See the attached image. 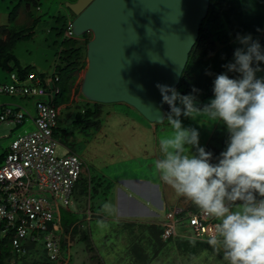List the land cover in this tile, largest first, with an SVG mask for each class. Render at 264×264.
I'll use <instances>...</instances> for the list:
<instances>
[{
  "label": "rangeland",
  "instance_id": "1",
  "mask_svg": "<svg viewBox=\"0 0 264 264\" xmlns=\"http://www.w3.org/2000/svg\"><path fill=\"white\" fill-rule=\"evenodd\" d=\"M35 1L36 6L32 3L27 5L23 0H0V27H7L13 33H24L25 36L29 33L32 34L30 39H25L24 37L22 40L17 41L12 49V54L20 68L31 67L37 79L43 76L42 82L44 85L47 88H53V79L61 78L64 83L66 73L70 74L69 68L65 69L67 65L64 62V58H61V52L66 51L70 43L79 38H74L72 35L67 38L66 33L63 36L58 35L59 30L65 27L64 20L68 19L67 10L63 6V3H66L64 0ZM253 3L258 5L260 10H252L254 8ZM16 5H20V7L14 12L15 20L9 21L8 17L12 14ZM257 29H260V31H257ZM217 30L222 31L220 45L229 50V63H234L235 50L244 47L237 40L238 35L246 36L251 34L253 40L259 42L264 38V0H228L220 12ZM261 63L260 67L264 69V62ZM7 67L13 68L12 72L16 73L17 70L14 63H10ZM227 74L230 78H239L238 73L228 72ZM82 75L83 73L80 75L81 79ZM256 75L258 78L264 77V71L258 72ZM8 78L10 80V75L0 70V85H5L4 83L8 81ZM24 86L35 87L36 84L31 80H26ZM177 91L179 90L177 89ZM212 98L204 101L202 105L209 103ZM26 99V102L21 100L24 104L18 106L22 110H25V107L32 110L34 106L35 110L36 98ZM79 100L80 103L75 104L78 109L72 110V113L76 112L71 117L73 120H66V113L62 110L58 117L60 126H58V131L54 132V138L57 142L56 157L63 159L68 155L74 154L84 164L81 175L82 181L78 182L72 196L74 205L66 209L69 214L61 211L63 218L61 220L63 222L67 220L70 225L79 224L75 230L70 229L68 232L70 246L67 248V255L63 256L64 261H67L68 257L67 264H89L91 261L92 264H140L133 255L134 247L143 252L141 254V257H143L141 264H203L202 262H210L211 264V262L214 263L218 260L219 264H227L223 258V250L221 249L217 252L208 243L203 245L208 250L200 254V261H193L189 254L177 252L176 246L182 245L183 239L181 237H176L164 245L160 244L161 246L154 245L155 242L153 240L145 238L146 230L144 233L142 230L140 232L127 233L128 237L120 239L119 230H111L112 227L115 229V224L103 225L99 222V179L101 182L103 181L102 177L99 176V170L104 171L103 173L107 176L125 171L127 177L144 179L146 177V166L150 163V160H145L144 162L142 155L140 157L137 155L139 151L132 158L129 154L130 151L125 150L123 144H120L117 140L118 138L122 140V136L125 135L131 136L130 133L132 132V130H126V127L122 126L125 125L123 122L128 123L126 120L129 118L128 116V118L125 117L128 111L124 112L125 107L123 105L96 104L101 115L99 117L98 114V117L93 118L91 122L94 123L88 126L80 118V112L81 109L82 111L89 110L94 112L95 104L84 101L81 96ZM77 114H79V117L75 119ZM131 116L133 117L134 114L131 113ZM181 119L185 127L197 128L200 133V146L204 147L206 151L213 153L217 150L221 152L226 150L229 133L225 125L222 123L209 125L204 118L193 120L182 116ZM167 125L166 122L165 126L168 128L169 125ZM15 128L14 125L0 123V165L12 142L17 137L25 135L26 131L31 132L32 126L21 129ZM170 133L171 128L169 126V130L167 129L165 134H158L157 139L160 140ZM131 134L133 135V133ZM134 151L133 149V153ZM147 151L149 152L150 149ZM192 151H195V149ZM213 155L218 156L217 154ZM189 205L193 206L191 203ZM80 212L84 214L80 215ZM88 217L89 221L87 220ZM99 230L113 236L112 239L116 247L119 248L114 250V252L116 251L115 253L109 249V243H106L107 247L105 249L99 246L100 243H104V240L99 238ZM178 232L181 233L180 236H183L185 229L179 228ZM83 233L88 236L87 241L82 240ZM185 244L188 247L192 245L190 243ZM195 246L192 245L191 248L195 249ZM129 247L131 249H128ZM28 249L29 252L25 256L14 254L12 256V264H47L40 244L36 248L32 246ZM172 249H174L173 253L170 252ZM209 250L215 251L217 259L215 258L214 260L211 256L209 257ZM208 257L211 261H208ZM145 261L147 263H144Z\"/></svg>",
  "mask_w": 264,
  "mask_h": 264
},
{
  "label": "clouds",
  "instance_id": "2",
  "mask_svg": "<svg viewBox=\"0 0 264 264\" xmlns=\"http://www.w3.org/2000/svg\"><path fill=\"white\" fill-rule=\"evenodd\" d=\"M237 40L244 47L235 50L234 63L224 66L227 71L215 77L214 98L203 107L192 94L199 92L196 88L182 95L174 87L157 85L170 109L162 121L171 133L159 140L162 155L154 167L179 196L217 221L207 243L223 250L227 264H264V77L256 75L264 71V48L251 34ZM182 116L226 126L229 139L217 162L200 146L197 128L185 127ZM190 243L194 246L196 240Z\"/></svg>",
  "mask_w": 264,
  "mask_h": 264
},
{
  "label": "water",
  "instance_id": "3",
  "mask_svg": "<svg viewBox=\"0 0 264 264\" xmlns=\"http://www.w3.org/2000/svg\"><path fill=\"white\" fill-rule=\"evenodd\" d=\"M74 38L91 34L80 95L162 125L158 84L177 88L210 0H76L63 4Z\"/></svg>",
  "mask_w": 264,
  "mask_h": 264
},
{
  "label": "built area",
  "instance_id": "4",
  "mask_svg": "<svg viewBox=\"0 0 264 264\" xmlns=\"http://www.w3.org/2000/svg\"><path fill=\"white\" fill-rule=\"evenodd\" d=\"M70 36L68 30L66 37ZM10 80L11 84L0 85V95L36 98V116L34 131L17 137L0 165V246L2 239L8 238L11 253L25 256L29 247L40 244L47 264H67L69 258L64 261L63 256L67 255L70 237L59 226L58 212L73 205L72 196L84 164L74 154L56 157L54 131L59 111L51 104L52 96L45 88L40 84L26 87L25 81L14 74ZM23 118L21 113L7 109L0 122L16 125ZM215 224L214 218L205 216L195 205L176 207L160 223V239L167 242L179 237L178 229L183 228L185 232L180 237L204 244L214 234ZM2 256L0 247V264Z\"/></svg>",
  "mask_w": 264,
  "mask_h": 264
},
{
  "label": "crops",
  "instance_id": "5",
  "mask_svg": "<svg viewBox=\"0 0 264 264\" xmlns=\"http://www.w3.org/2000/svg\"><path fill=\"white\" fill-rule=\"evenodd\" d=\"M252 5L254 6L252 10L253 9H256L257 11L260 10L258 5L254 3ZM258 15L260 14L258 13ZM81 73L77 75L74 84H72L70 80H67L63 83V80L60 78V82L58 83V85L53 81L52 84L53 88H47L46 85H44V83L42 82L43 76H40V78L37 79L33 70L30 74L34 76L31 81L34 82L35 84H40L42 87L45 88L46 92L52 96L51 103H53V101H56V104H58V102L64 99L62 95H59L58 97L55 96L56 93H53V90L55 88H59L61 90V93H62V89L64 90L69 89L68 102L64 104L59 103L58 107L56 108L59 111V116H60V112L64 110L66 113V120L69 119L73 120V118L71 117L76 112L72 113V110L73 109L77 110L78 107H76L75 104L80 103L79 99L81 95L79 90L82 81V79L80 78ZM9 83L10 80L8 78V81H6V83L4 84L7 85ZM21 100H25L23 102L27 101L26 98H21V97L16 98V97L0 95V112H1L0 114L3 115L4 111L7 109L13 110L14 113L24 114V118L22 122L14 126L17 129H21L23 127L29 128L30 126H32V129H30L31 132L26 131L24 134L32 133L34 131L33 120L36 116V112L34 110V106L32 107V110H30L27 107H25V110H22L18 106L24 104ZM123 106L125 107L124 112L128 111L125 117L128 116L129 118L128 117L127 118L129 121L126 120L128 123L123 122L125 125L122 126H125L126 130H132L131 133H133V135L130 133L131 136L125 135L122 136V140H120L121 138H118L117 140L119 141L120 144L121 143L123 144L125 150L131 152V153L129 152V154L131 155L132 158H134L136 155L135 153L139 151L137 152V155H139V157L142 155L143 161L145 162V160L147 161L150 160V163H148V165L146 166L147 168L145 172L146 177L144 179L127 177V173L125 171L123 172L120 171L113 175L107 176L103 173L104 171L99 170V176L102 177L103 179L102 182L99 179V222H101L103 225L112 224V223L115 224V229H113V227L112 229L111 228L110 229L112 231L118 229L120 232L119 235L120 239L128 237L129 235L127 233H131L134 231L140 232L141 230L144 233L146 230L148 232V237L146 232L145 238L149 240H153L155 242L154 245L161 246L164 245V243L160 239V223L164 220L167 212L176 207H184V206L192 207L189 204L191 203L192 205L193 203L187 198L183 196H179L171 186L163 182L159 178V175L154 167L155 161L161 158L162 155L160 151L159 140L157 139V135L165 134V131H167V129L169 130V126L167 125L168 128L165 126L166 121L162 125L149 124L141 116H139L133 109L125 105ZM80 113H82V109ZM131 113L134 114L133 117L131 116ZM78 117L79 114L75 116V119H78ZM58 126H60L59 118L57 119V128L54 131L55 133L58 131ZM133 149L135 150L134 153H133ZM148 149H150L149 152L147 151ZM220 153H221L220 150L213 152V154L218 155V156L213 155L214 158L213 162H215V159L219 157ZM61 211H64L65 213L69 214L68 210H63V209L59 210L58 218H59L60 228L64 231V233H68L70 229L75 230L79 224L73 225L67 228L66 230L64 229L61 220L63 219L61 216ZM79 214L83 215L84 213L80 212ZM101 231L102 230H99V238L104 240L105 245L104 243L102 244L100 243L99 246L105 249L107 247L106 243H109L108 247L109 249H111L112 252H114V250L116 249H119L116 247V244L112 239L113 236L112 235L110 236ZM182 239H183L181 243L182 245L176 246L177 252L181 254H189L192 257L193 261L194 260L200 261L199 260L200 254L201 253L203 254V252H207L208 248H206V246H201L203 244L198 245L197 243L195 252H193V254L187 253L185 252V246H186L185 243H190V242L185 240L184 238ZM150 244H152V242H150ZM128 249H131V247H129ZM173 251L174 249H172L170 252L173 253ZM142 253L143 252L140 249L133 247V255L140 264L143 262L142 261L143 257H141ZM209 254H210L209 257L211 256L212 258H214V260L215 258L217 259V257H215L216 255L215 251L209 250ZM209 257H208V261L209 260L211 261ZM136 260L135 262H137ZM144 263L147 262L145 261ZM202 263L210 264V262L208 263L202 262ZM212 263L213 262H211V264ZM215 263L219 264V260L217 262H214L213 264ZM89 264H92V261Z\"/></svg>",
  "mask_w": 264,
  "mask_h": 264
},
{
  "label": "trees",
  "instance_id": "6",
  "mask_svg": "<svg viewBox=\"0 0 264 264\" xmlns=\"http://www.w3.org/2000/svg\"><path fill=\"white\" fill-rule=\"evenodd\" d=\"M23 1L27 5L29 3H32L33 5L36 6L35 0H23ZM64 1L69 2L71 4L75 2V0H64ZM227 1L228 0H210L208 14L200 27L198 41L189 54L188 62L181 76L180 83L176 88L180 91L182 95H187L192 93L193 88L198 89L199 90L198 93H192V94L196 95L197 100L199 102V106L202 105L204 101L214 96L213 82L215 77L227 71V69L224 66L229 63V59H228L229 50L227 48H224V46L220 45L222 31L217 30L219 26L220 12L225 7ZM19 7L20 5H16L12 14H10L9 16V21L15 20L14 12ZM64 21H65V27L60 29L58 34L61 36H63V34H65L70 28L69 17L67 20ZM31 35L32 34L30 33L27 36H25L24 33H20V34L13 33L11 32V30H8L7 27H0V70L8 73V75L10 76L12 74L16 75L18 79H20L22 82L26 81L28 78L34 77L30 74L32 72V68L31 67H27L24 69L20 68L18 66L15 57L12 54V49L14 48L15 43L17 41L22 40L24 37L25 39H30L32 37ZM225 37L227 36L225 35ZM90 40H91L90 34H85L78 40L72 41L69 45V48L66 51L61 52L62 55L61 58H64V62L67 65L65 69L69 68L70 70V74L66 73L65 81L70 80L71 83L74 84L77 75L84 71L86 67V61H85L86 45ZM259 43L261 44V47L264 48V38ZM10 63H14L15 68L17 70L16 73L12 72L13 68L7 67L10 65ZM53 81L58 85V83L60 82V78L53 79ZM56 91H58V93L55 94V96L58 97L59 95H62L64 99L58 102V104H56V101H53V103L51 104L55 108L58 107L59 103L60 104L67 103L69 98V89L67 90L62 89V93H61V90L59 88H55L53 90V93H55ZM97 107L98 106H96L95 104L94 112H90L89 110L88 111L83 110L82 113L80 114V118H82L83 121L87 123L88 126H91L94 123L91 122L93 118L98 117V114L99 117L101 115V112L100 110H98ZM169 111L170 109L168 106L166 113ZM3 159L4 157L2 158V160ZM62 224L65 230L73 226L70 225L67 220H65V222L62 221ZM160 235H161V231H160ZM82 240L87 241L88 236L83 234ZM167 242H163V243L165 244ZM195 245L197 246V243ZM198 245L201 244L198 243ZM191 246L190 247L185 246V252L193 254V252H195V249H192ZM0 247L3 255L2 263L10 264V262H12L13 254L11 253V249L9 247L8 238L2 239Z\"/></svg>",
  "mask_w": 264,
  "mask_h": 264
},
{
  "label": "flooded vegetation",
  "instance_id": "7",
  "mask_svg": "<svg viewBox=\"0 0 264 264\" xmlns=\"http://www.w3.org/2000/svg\"><path fill=\"white\" fill-rule=\"evenodd\" d=\"M75 2H76V0H75ZM75 2H74V3H75ZM90 36H91V34H90Z\"/></svg>",
  "mask_w": 264,
  "mask_h": 264
}]
</instances>
